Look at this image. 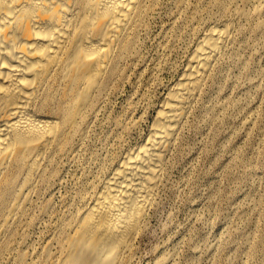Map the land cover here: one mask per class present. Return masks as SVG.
Returning <instances> with one entry per match:
<instances>
[{"label":"rangeland","instance_id":"1","mask_svg":"<svg viewBox=\"0 0 264 264\" xmlns=\"http://www.w3.org/2000/svg\"><path fill=\"white\" fill-rule=\"evenodd\" d=\"M232 3L246 15H228ZM227 19L232 36L176 135L127 264H264V5L250 0H159L82 132L48 163L0 264H51L64 224L146 138L199 37Z\"/></svg>","mask_w":264,"mask_h":264},{"label":"bare ground","instance_id":"2","mask_svg":"<svg viewBox=\"0 0 264 264\" xmlns=\"http://www.w3.org/2000/svg\"><path fill=\"white\" fill-rule=\"evenodd\" d=\"M250 1L256 10L264 5ZM158 2L0 0V244L33 201L50 160L86 126L95 97ZM227 14L246 12L232 3ZM232 33L227 19L199 37L146 138L64 224L51 264L128 263L176 135Z\"/></svg>","mask_w":264,"mask_h":264}]
</instances>
